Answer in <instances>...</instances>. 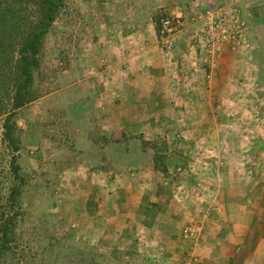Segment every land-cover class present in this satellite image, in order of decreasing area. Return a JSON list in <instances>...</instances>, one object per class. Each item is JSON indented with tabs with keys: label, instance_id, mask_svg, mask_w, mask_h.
I'll return each instance as SVG.
<instances>
[{
	"label": "rangeland",
	"instance_id": "obj_1",
	"mask_svg": "<svg viewBox=\"0 0 264 264\" xmlns=\"http://www.w3.org/2000/svg\"><path fill=\"white\" fill-rule=\"evenodd\" d=\"M232 10L243 23L237 47L211 54L184 43L191 83L208 88L207 122L143 117L123 89L137 81L109 77L123 34L150 37L169 15L207 22ZM42 11L43 0H0V137L16 110L26 178L0 264H157L164 255L180 256L171 264H249V233L264 232V0H63L36 58L31 100L14 109L19 49ZM166 214L179 232L193 227L199 244L162 236L156 252L139 250L138 232L148 225L162 235ZM234 228L246 249L227 260Z\"/></svg>",
	"mask_w": 264,
	"mask_h": 264
},
{
	"label": "crops",
	"instance_id": "obj_2",
	"mask_svg": "<svg viewBox=\"0 0 264 264\" xmlns=\"http://www.w3.org/2000/svg\"><path fill=\"white\" fill-rule=\"evenodd\" d=\"M149 31H151L149 33L150 37H145L134 32L122 35L123 45H120L118 50L121 58L119 63L115 66V75L109 77L113 78L119 76L122 80L130 81L134 79L137 81L135 87L130 85L125 86L123 89L124 91L127 90L132 96L137 97L139 105L142 106L140 114L143 115V117L150 118L154 116L155 120L159 118L158 120L161 119L162 121L167 118V122L169 124L174 123V125H194L199 122H207L209 118L206 116L204 108L212 106V103L202 96L208 88H203L201 82H197L195 85L191 83V76L194 74H191L190 71L186 69L189 63V56L187 55L184 44L186 40L180 39L182 40L181 42L179 40L170 48L161 40L156 28L153 30L150 28ZM225 56L226 55L223 53L218 57L217 60H219V65L226 60ZM111 82H114V79H112ZM218 106L219 105H214L216 108H219ZM151 108L158 109L159 113L156 114L153 111L150 114ZM202 139V136H197V134L195 137H192L194 141H200ZM196 168L201 169L203 167L196 165ZM181 169H183L182 165L177 167V170L180 171ZM165 218L168 226L165 225L162 235H158V232L148 225L144 226L147 229L141 228L142 231L138 232L140 240L139 250L144 251L151 249L156 252L158 250L157 248H159L156 246V240L162 236L165 240L174 238L180 241H186L185 238L190 237L191 239V237L194 236V240L199 244L201 235L198 236V233L192 231L191 235L186 237L183 231L179 232L176 225H174L173 217L166 214ZM255 219V224H257L259 218L255 217ZM203 224L205 228L208 227V221L206 219H203ZM196 227L202 229L203 225H196ZM232 231L236 234L230 235V239H232V242L238 245V247L234 248L230 255L226 254V256H224V259L227 260H231V258L235 260L234 256H236V253L246 249L245 241H241L242 235H240L238 228H234ZM249 231L251 232L250 227ZM222 236L224 237L223 233ZM228 236L229 234L227 233L225 239H222V250L227 248L230 240ZM257 238L258 239H253L249 233L247 254L249 264H264V232L259 234ZM202 243L204 244V242ZM162 253L164 254L163 251ZM176 258L180 260V256ZM176 258H173L171 255H164L163 258H157V264H163L162 262H164V264H171L177 261Z\"/></svg>",
	"mask_w": 264,
	"mask_h": 264
},
{
	"label": "trees",
	"instance_id": "obj_3",
	"mask_svg": "<svg viewBox=\"0 0 264 264\" xmlns=\"http://www.w3.org/2000/svg\"><path fill=\"white\" fill-rule=\"evenodd\" d=\"M62 4L63 0H43L41 17L27 41L19 49L14 109L21 108L31 100L36 58ZM16 114V110L8 114L4 123V133L0 137V261L12 248L13 234L21 210L19 196L26 184L19 161L22 144L18 135Z\"/></svg>",
	"mask_w": 264,
	"mask_h": 264
},
{
	"label": "built area",
	"instance_id": "obj_4",
	"mask_svg": "<svg viewBox=\"0 0 264 264\" xmlns=\"http://www.w3.org/2000/svg\"><path fill=\"white\" fill-rule=\"evenodd\" d=\"M185 17L183 13L169 15L159 24L158 34L170 48L182 37L189 42L190 47L201 53L205 51L213 54L228 46L237 47L241 43L243 23L234 10L217 12L215 18L207 22H201V15H193L190 20ZM192 231L191 226H186L183 234L188 237Z\"/></svg>",
	"mask_w": 264,
	"mask_h": 264
}]
</instances>
